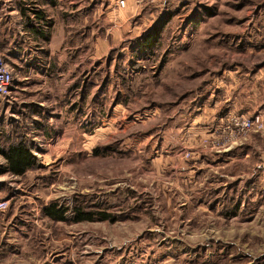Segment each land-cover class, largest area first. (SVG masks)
Segmentation results:
<instances>
[{"label":"rangeland","instance_id":"rangeland-1","mask_svg":"<svg viewBox=\"0 0 264 264\" xmlns=\"http://www.w3.org/2000/svg\"><path fill=\"white\" fill-rule=\"evenodd\" d=\"M116 2L36 0L49 20L45 39L23 34L22 22H0V54L15 73L0 132L36 158L20 180L24 193L12 191L0 212L9 221L0 264H255L245 251L264 247V218L261 230L221 220V239L201 242L200 228L219 221L191 217L217 201L201 154L220 153L212 139L229 118L214 119L224 115L218 90L228 80L217 72L264 66L255 26L264 0ZM159 20L154 50L142 49ZM250 136L264 149V130ZM51 203L67 209L65 222L45 216ZM78 208L116 222L74 223Z\"/></svg>","mask_w":264,"mask_h":264},{"label":"crops","instance_id":"crops-1","mask_svg":"<svg viewBox=\"0 0 264 264\" xmlns=\"http://www.w3.org/2000/svg\"><path fill=\"white\" fill-rule=\"evenodd\" d=\"M259 11L260 15H262L261 13H263L264 8ZM0 15V22H4L5 24H9L13 19L15 23L22 22L20 14L14 7L12 0H0ZM255 24H257L255 26L260 27V30H258L259 33L256 36V41L264 42V21H261V16L258 18V21H255ZM23 34L28 36L25 32H23ZM23 34H21V37ZM217 73V75L222 74L227 76L228 80L222 87H219L218 90L222 91L224 94V104L222 106L224 107V115L218 118V112L214 118L216 119L215 122L217 121L219 124L223 121L225 116L230 115L248 117L251 116L250 113L260 114L264 121V66L257 68L253 72H249L251 74H248L246 71L242 72L241 69L237 67L234 70H222ZM242 75L247 77L244 78ZM212 87H215V85L213 84ZM213 97L214 95H209V99ZM242 105L247 106L244 107L245 109L250 107L255 110L254 112L250 110L245 112L243 110L244 108L241 110ZM211 111L214 112L213 110ZM252 137L253 136H249L245 147L233 148L220 153H209L205 150L201 151L203 157H201L202 161L208 162L209 165L207 167L211 168V179L208 180L207 183L209 186L214 187L215 197H213V201H217H215L213 208L209 207L211 204L209 202H207L209 203V208L205 202L198 204L196 210L192 209L193 215L191 218L199 221L202 219L206 220L205 216H207L208 219L214 220V217L215 220L219 221L216 222L214 230L208 227L200 228L201 242L206 240L218 241L221 239V236L215 231L219 228L218 225L223 224V222H220L221 220L238 221L240 226L237 228L243 230L250 229L253 226H255V228L258 226L261 230V221L264 218V149L259 147L257 141H252L253 138H257L256 135ZM256 140L259 141V139ZM3 162L4 159L0 156V164ZM14 177L13 179L8 175L0 176V201H13L16 197L15 195L12 196V191L19 194L24 193V189L21 187L22 183L20 182L23 176ZM198 180L200 181V178H198ZM200 184L201 182L198 183V185L199 187L201 186L202 189L205 185ZM217 189L220 190L216 191ZM193 195L192 193V200H195V196ZM223 197L224 199H222ZM21 198L20 196V199ZM224 203H226L227 209L225 213L222 214V210L219 206H223ZM2 217H4V215L0 214V229H3L5 235L9 221L4 220V218L2 219ZM15 217L17 220L21 219L22 214L16 212ZM194 231L195 229L192 232ZM197 232H199V229H196V233ZM3 233L1 235H3ZM238 238L241 237L239 236ZM241 246L244 247V245ZM249 247L255 250H249ZM259 249L258 251L256 245H248V250L245 251L249 252L250 257H253L255 264L261 263V261L256 262V260L262 257L264 253L263 245ZM212 250H215V245H209L208 252ZM239 256L241 257L242 255ZM200 261L201 260H196L195 264ZM249 264L254 263L250 262Z\"/></svg>","mask_w":264,"mask_h":264},{"label":"trees","instance_id":"trees-1","mask_svg":"<svg viewBox=\"0 0 264 264\" xmlns=\"http://www.w3.org/2000/svg\"><path fill=\"white\" fill-rule=\"evenodd\" d=\"M12 2L22 19L23 31L31 36L36 35L38 39H42V37L45 39L46 37L43 36V30L49 25V20L44 11L38 9L36 0H12ZM165 24L166 21L159 20L156 25L144 35L141 45L142 49L146 48L151 52L154 50L159 32L162 31ZM7 135L0 132V156L4 159V162L0 164V176L5 174L24 176L28 171L35 168L36 158L24 140L9 141ZM5 139H7L6 146H3L1 143ZM94 154H96V151H94ZM66 212L67 209H57L54 203L44 208L45 216L55 222H65ZM73 215L74 223L93 222L94 220L100 222H116V218L112 214L106 212H86L78 208L74 210Z\"/></svg>","mask_w":264,"mask_h":264},{"label":"built area","instance_id":"built-area-1","mask_svg":"<svg viewBox=\"0 0 264 264\" xmlns=\"http://www.w3.org/2000/svg\"><path fill=\"white\" fill-rule=\"evenodd\" d=\"M126 0H117L116 5L120 9L125 8ZM15 73L13 67L8 63L5 55L0 54V106L11 105L15 100L12 96L14 89ZM264 130V122L260 114H254L248 117L231 115L226 120L212 139V147L218 152L228 151L241 146L253 133H259ZM10 178H15L13 175ZM4 176V175H2ZM12 181V180H11ZM9 201H0V212L8 208Z\"/></svg>","mask_w":264,"mask_h":264}]
</instances>
